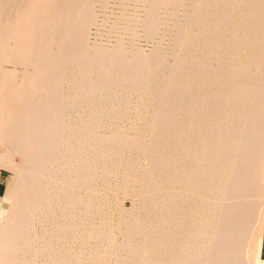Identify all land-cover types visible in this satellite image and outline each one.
I'll return each instance as SVG.
<instances>
[{"label":"rangeland","instance_id":"rangeland-1","mask_svg":"<svg viewBox=\"0 0 264 264\" xmlns=\"http://www.w3.org/2000/svg\"><path fill=\"white\" fill-rule=\"evenodd\" d=\"M259 3L260 15L257 19L250 16L248 8L243 13H233L232 21L227 25L229 32L221 36L228 44L214 49L208 45L199 50L193 48L192 53L187 54L189 63L214 62L227 66L223 71L221 91L225 92L223 94L228 101L235 97L230 88L242 82L240 68L253 67L256 63L258 47L245 46L247 40L243 43L246 49L242 44L239 48L233 43L236 34L242 36L246 23L255 19V25L264 22L263 3ZM191 7V0H0V98L8 101L12 96L8 91L9 85L16 83H32L33 90L38 91L49 85L58 87L65 104L62 112L68 124L65 129L76 131L72 146L63 154H57L47 168V178L54 173L56 179L49 183L45 180V195L47 199L54 195L56 201L41 209L39 207L34 225L25 229L28 243L24 245V252L34 262L31 264H163L159 262L163 259L162 254L177 250L182 243L195 244L196 240L192 237L182 240L171 232L146 233L130 228L136 218L148 226L156 225L173 214L175 221L177 217L185 218L186 208L190 209L180 199L178 207L175 201L170 204L166 201L171 196V182L180 178L182 171L190 167L186 149L197 142L198 134L193 132V137L188 139L189 144L168 140L172 132H166L165 141L162 136V144L159 142L158 148L161 147L159 150L164 153L171 152L172 160L164 166L161 174H157L158 168L149 152L132 148L135 142L153 135L158 106L153 90L156 86L153 84L162 80V73L158 76L161 69H157L158 74L156 71L155 74L132 68L119 71L116 82H113L114 88L108 90L100 69L93 67L90 80L86 81L92 85V91L82 89L83 83L79 84V88L70 87L84 69L79 61L87 56L121 52L157 59L173 55L178 47L180 26L189 18ZM41 17L46 19L43 24ZM75 20H78V24L73 28ZM222 26L226 27V24ZM207 38L208 33L203 29L194 41L204 46ZM58 39L63 42L62 45ZM24 43L30 45L28 50L32 52L33 59L31 57L21 62L17 51ZM67 54L77 61L60 67L61 59ZM174 65L173 60L162 64L165 68ZM168 71H164V77ZM197 73L194 69L189 72L194 94H201V91L206 96L214 94L215 87L196 83ZM248 75L253 77L249 70ZM3 108L0 115H5ZM102 138L120 139L122 143L103 141ZM5 148L0 144V155L7 152ZM10 155L19 161L16 152L11 151ZM62 167L70 168L72 175L82 171V186L73 194L74 204L63 190L59 191L60 198L56 197L58 181L62 187H67L66 179L63 181L60 172ZM154 174L157 177L152 178ZM15 177V171L9 165L0 163L1 205L18 190ZM161 183L165 186L160 190ZM190 207L195 209L193 212L197 219L200 218V211L204 212L205 217L213 216L214 209L210 208L209 203L192 204ZM71 213L76 217L66 219L65 215ZM70 223L74 226L66 227ZM2 258L0 264H11L7 262L11 257ZM165 260L164 264H187L183 257L172 263L170 257L166 256Z\"/></svg>","mask_w":264,"mask_h":264},{"label":"bare ground","instance_id":"bare-ground-1","mask_svg":"<svg viewBox=\"0 0 264 264\" xmlns=\"http://www.w3.org/2000/svg\"><path fill=\"white\" fill-rule=\"evenodd\" d=\"M191 1L192 10L186 23L180 26L178 47L173 55L157 59L148 55L136 57L121 52L87 56L88 58L79 61L84 65V69L78 71L79 78L70 87H80L79 84L83 83L82 89L92 91V85H88L86 81L90 80L93 67L100 69L108 90L114 88L113 82H116L119 71L124 72L132 68L141 72L156 71L158 74L157 69L160 68L158 76L162 73V80L160 83L153 82L156 86L153 90L158 100L153 135H150L149 139L135 142L132 148L149 152L158 168L157 174H161L172 157L171 152L164 153L159 150L161 147L158 148L162 136L167 137L166 132H172L168 140L189 144L188 139L193 137V132L198 134L197 142L190 144L186 149L190 167L182 169L181 177L171 182V196L166 201L169 204L175 201L178 207L180 199L189 205L190 209L186 208L185 218L177 217L175 221L173 214L169 219H161L156 225L148 226L136 218L130 228L146 233L171 232L182 240L190 237L196 240L195 244L182 243L177 250L169 249V254H162L161 258L164 260L160 258L159 261L162 263L168 260H165L167 256L170 257L171 263L183 257L186 258L187 264H264V22L255 25L257 16L260 15L258 3H263L261 10L264 12V0ZM246 8L249 9L250 16H255L256 19L245 24L242 36H234L233 45L240 48L247 40L244 45L249 48L258 47L259 52L253 67L247 65L248 67L240 68L242 82L230 88L229 91L231 94L235 93V97L228 101L223 94L225 92L221 91L223 71L227 66L222 62V65L214 62L189 63L187 54L192 53L193 48L199 50L198 48L208 45L210 49H214L228 44L221 36L229 32L227 25L233 13H243ZM43 20L46 19L41 17L42 24ZM223 23L226 27L222 26ZM77 24L78 20H75L73 28ZM260 26L263 30H260ZM203 29L207 31L208 38L206 44L201 46L194 39ZM58 40L62 45L63 42ZM28 47L30 45L24 43V46L18 48L17 54L21 62L32 57ZM170 60H173L174 66H162ZM73 61L77 60L67 54L61 59L60 67L64 68ZM192 69L198 72L197 77L195 76L196 83H207L212 88L215 87L214 94L206 96L202 91L201 94H194L193 81L189 76ZM166 70L169 71L164 77ZM248 70L252 78L248 75ZM32 85H9L11 98L8 101L0 98V109L3 108L2 100L6 102L3 108L5 115H0V144L5 145L7 149L6 153L0 155V163L9 165L15 171L18 186V190L8 197L6 203L0 204V257H11L10 261L6 260L11 264L33 262L24 252V245L28 243L25 229L33 224L39 207L41 209L55 200L54 195L48 199L45 195V180L49 183L56 179L53 172L47 178V168L56 159L57 154H63L72 146V138L75 136V130L65 129L68 124L62 116L65 104L59 88L49 85L38 91L33 90ZM112 138L102 140L122 143L120 139ZM11 151L18 154L19 161L10 155ZM60 170L63 181L66 179L67 187H62L58 181L56 197L60 198L59 191L63 190L74 204L73 194L82 186V171L72 175L70 168L62 167ZM157 174L152 175V178L157 177ZM68 175L70 178H67ZM181 183L184 185L180 186ZM164 186L161 183L159 189ZM77 197L80 200V196ZM199 203H209L210 208L214 209L213 216L205 217L204 212L200 211V218L197 219L193 212L195 209L190 206H198ZM68 217L76 216L72 213L65 215L66 219ZM69 225L74 226L70 223L66 227Z\"/></svg>","mask_w":264,"mask_h":264}]
</instances>
